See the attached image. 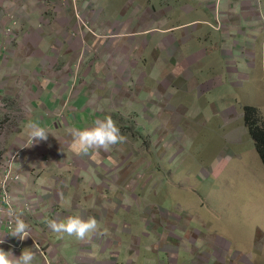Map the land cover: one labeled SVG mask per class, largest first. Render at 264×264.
Here are the masks:
<instances>
[{"label":"rangeland","instance_id":"obj_1","mask_svg":"<svg viewBox=\"0 0 264 264\" xmlns=\"http://www.w3.org/2000/svg\"><path fill=\"white\" fill-rule=\"evenodd\" d=\"M73 1L60 0V3L63 9H67V3ZM135 1L141 4L135 3L132 8L145 7L149 3V0H115L110 6L105 3L103 10L101 0H82L85 7H82V12L77 5L73 6L76 7L74 16L66 15L61 21L70 26L74 24L77 13L83 14L95 33L110 40L126 31V22L117 21L111 25L105 21L110 20L106 12L112 8L122 17ZM2 11L7 12V8L0 7V22L6 27V15ZM158 11L163 12L161 7ZM53 24L45 22L39 27L50 30ZM97 24H102L100 31L96 29ZM159 28L154 32H160ZM15 40L17 38L13 36L0 35V55L8 50L11 43L16 44ZM12 48V53L20 55L18 50L14 51L16 48ZM22 49L30 52L31 44L23 45ZM84 51L89 52L90 48ZM130 53L127 49L121 54L120 70L111 72L106 79L109 91H112L114 82L117 83L121 94L117 96L123 99L124 105L115 113L110 109L109 115L105 116H111L117 122L127 141L98 154L84 157L73 154L76 165H69L67 157L72 153L65 154L64 151L71 149V136L59 138L55 142L58 143L56 148L52 144L50 154L57 161L59 179L53 184V178L49 187L45 179L36 185L43 195L47 193L44 196L49 202L48 208L56 214L58 221L65 218V213L69 214L68 217H95L105 222L101 231L106 230V234L94 235L80 244L76 240L70 243L74 237L45 243L41 239L43 236L37 234L30 245L31 251L41 259L40 264H124L127 259H124L122 251L126 253L131 248L130 253H135L134 249L140 244L137 227L140 226L141 215L146 218L151 231L160 233L155 241L159 242L158 245H148L149 250L155 248L158 252L161 244L163 250L170 252V258H164L167 264H175L179 252L181 259L193 258L191 264H264V164L248 140L250 137H244L240 121L233 126L227 124L228 127H222L226 123L220 115L221 111L231 108L239 117L240 105L223 102L225 96L220 89L204 95L200 103L196 92L205 91L208 85L193 88L191 83L180 88L184 84H174L173 77L160 73L153 74L152 79L147 70L162 68L166 64L153 59L149 63L140 61L136 66L121 64L123 59L128 62ZM112 58L115 59L114 56ZM10 60L11 56H6L4 64ZM4 69L23 84L40 76L37 72L32 74L23 69L24 75L18 77V70L15 72L12 64L4 66ZM49 75L47 72L43 78L48 79ZM93 83L99 90V83ZM168 84L172 86L163 87ZM130 88L135 89L132 96H122L127 95ZM92 105L102 113L107 108H99L96 100ZM29 108L26 106L24 118L30 115L27 113ZM79 117H85L87 123L93 120L90 112ZM55 122L56 119L53 129L62 128V134L72 128L67 121L63 128L65 116L61 123ZM1 123L2 127L7 123L5 114L0 115V126ZM12 124L18 125L17 119ZM9 130L2 135V143ZM91 156L105 157L99 160V171L104 173V179L96 174L98 157ZM65 162L67 167H63ZM100 167H103L102 171ZM29 198L25 193V199L29 201ZM130 210L128 217L122 216ZM125 220L131 221V226L124 224ZM127 228L134 230L128 238ZM168 237L178 242L170 244L164 241ZM97 257H101L102 263L95 261Z\"/></svg>","mask_w":264,"mask_h":264},{"label":"crops","instance_id":"obj_2","mask_svg":"<svg viewBox=\"0 0 264 264\" xmlns=\"http://www.w3.org/2000/svg\"><path fill=\"white\" fill-rule=\"evenodd\" d=\"M112 1L115 0H101V8L104 10V4L109 3L110 6ZM132 3L133 5L123 13L122 17L114 9H108L106 16L110 20L105 21L111 25L116 24L117 21L126 22L124 27L126 31L106 40V36L98 32H96L97 35L82 32L76 25L75 19L74 24L70 26H66L65 22L61 21L66 15L74 16L76 7L73 6L77 5L82 12L84 7L82 0H75V4L74 1L69 2L67 9L62 8L63 4L60 0H0V7L7 8V12L2 11L6 15L7 26L3 27L0 22V35H4L7 28H12V36L17 38L16 44L11 43L8 50L1 52L3 54L0 55V65H2L0 68V115L5 114L8 121L11 115L16 114L18 122V128L10 129L9 134L4 138L5 151L13 154L25 148L28 140L27 125L30 122L38 123L50 133L46 141L27 147L28 150L23 159L15 166L16 171L22 174L24 183L13 187V192L18 196L22 194L21 192L28 193L29 200L33 204L29 208L18 206L16 203L8 206L3 205L0 199V208L14 209L17 215L29 223L32 235L22 245L20 251L16 249L20 246L21 240L10 235L7 244L0 247L5 251H12L16 256H20L25 249L31 251L30 245L37 234L43 236L41 239L45 243L71 239L67 235L61 237L48 227L47 222L58 221V217L48 208L49 202L47 203V197L44 196L47 193L43 195L42 190L36 188L42 179L46 180L47 187L53 182V178H55L53 184L59 179L60 172L56 174L57 161L51 158L50 154L52 144L56 148L58 143L55 142L59 138L66 137L68 131L62 134V128L61 130L53 129L52 125L57 113H63L65 116L63 128L66 127L67 121L68 125L71 124V129L85 130L90 128L95 120L106 119L105 115H109L110 109H113L112 113L119 111V108L124 105L123 99L117 96L121 95L118 92L119 87L114 82L112 91H109L107 89L109 81L106 79L111 72L120 70L119 57L127 49L131 52L129 60L127 62L123 59L121 63L128 64L126 66L132 64L136 66L140 61L149 63L151 59L162 60L166 64L162 68L153 67L147 70L152 79L153 74L160 73L173 77L174 84L179 86L184 84L180 88H186L191 83L194 85L193 88L208 85L205 91L197 90L196 92L200 103L204 95H210L216 89H220L221 94L225 96L223 102L233 106L239 104L241 111L239 117L231 108L220 112L226 123L222 127H228L227 124L233 126L240 121V129L244 132V137L247 138V135L250 137L248 140L258 154L251 130L254 127H264V0H186L185 2L149 0L147 6L136 8H132L134 4L141 3L136 1ZM159 7L163 12L159 13ZM12 8L14 11L11 12ZM173 13H176V16H172ZM53 18L55 20L50 21ZM14 19L16 22L12 23ZM55 21L57 23L53 24ZM45 22L53 24L50 30L39 27ZM95 24L96 22L94 26ZM97 26L96 29L100 31L102 24ZM156 28H159L160 32H154L158 30ZM40 40H47V42ZM8 41L10 42L9 39ZM29 44H31V55L27 49H22L23 45ZM12 47L16 48L14 51L18 50L20 55L12 53ZM86 48H90V51H84ZM8 55L11 56V60L8 64L7 62L4 64ZM9 64L13 65L15 72L18 70L20 75L18 77H21V74L24 75L23 69L32 74L37 72L40 76L37 80H31V83L23 84L19 78L16 81L11 74L4 71V66ZM47 72L50 75L48 79H45L43 76ZM31 78L34 77L31 75ZM95 81L99 83V90L93 83ZM171 86L172 84H168L163 87ZM100 87H104L105 90L102 91ZM134 90L130 88L128 94L122 96H132ZM110 95L111 98H109ZM95 100L98 101L99 108L107 107L104 113L93 107L92 103ZM215 103L218 104V102ZM26 106L30 107L27 112L30 115L24 118ZM89 112L93 119L91 123H87L85 117H79ZM22 120L24 123H21ZM64 152L72 153L67 157V161L69 165H76L74 151L69 149ZM91 157H98L96 174L104 179V173L99 171V160L105 157ZM258 157L261 160L259 154ZM63 167H67L66 162ZM100 170L102 171L103 167H100ZM36 211L39 213L37 214ZM131 211L122 216L128 217ZM136 211L139 213L138 210ZM68 215L65 213L64 219ZM3 218L5 217H0V226ZM145 219L140 215V226L137 227V233L140 235L139 248L134 249L135 253H130L131 248L126 253L122 251L124 259H127L123 263L167 264L164 258H170V252L163 250L161 244L157 248L158 252L155 248L150 250L148 248L151 244L158 245L159 242L155 243V241L160 233L157 230L151 231ZM98 221L101 225L105 224L104 221ZM124 224L131 226V221L125 220ZM133 231L127 228L126 237L132 235ZM75 240L78 244L81 243L75 237L70 240V243ZM166 240L170 244L178 242L176 239L169 240V237L164 241ZM179 254L175 264L192 263L193 258L181 259ZM95 261L102 263L101 257H97ZM40 263L41 259L35 257L34 264ZM168 264L171 263L168 262Z\"/></svg>","mask_w":264,"mask_h":264},{"label":"clouds","instance_id":"obj_3","mask_svg":"<svg viewBox=\"0 0 264 264\" xmlns=\"http://www.w3.org/2000/svg\"><path fill=\"white\" fill-rule=\"evenodd\" d=\"M28 140L24 147H31L41 141H46L49 132L39 126L36 122L27 125ZM68 134L72 137L71 149L78 156H87L91 153H99L101 150L110 151L114 146L125 143L127 136L121 132L117 122L111 117L97 119L93 126L85 130L68 129ZM0 217H7L13 223V229L9 233L23 241L32 237L29 223L16 214L11 207L0 208ZM48 227L52 232L63 237H75L79 241L91 239L94 235H104L101 231V223L95 217L84 219L79 215L69 216L64 220H49ZM5 241L0 237V244ZM35 253L29 249L23 250L20 256H16L12 251H5L0 248V264H34Z\"/></svg>","mask_w":264,"mask_h":264},{"label":"built area","instance_id":"obj_4","mask_svg":"<svg viewBox=\"0 0 264 264\" xmlns=\"http://www.w3.org/2000/svg\"><path fill=\"white\" fill-rule=\"evenodd\" d=\"M85 2L88 3V1ZM67 4H69V2ZM75 20L76 25L81 28L82 32L97 35L94 30H92L90 26L91 23L86 17L83 16V14L77 13L75 16ZM15 22V19L12 20V23ZM12 35V28H7L4 31V36L11 37ZM15 119H17L16 114L11 115L7 123L0 129V199L3 205L12 206L14 205V203H16L18 206L29 208L33 204V202L30 200L27 201L25 199V193L21 192L22 194L18 196L15 195L13 192V187L24 183V178L22 174L16 171L15 166L20 163V161L23 159L24 154L26 153L28 148H21L15 153L9 154L5 151L4 144L2 143V135H5L9 129L16 130L18 128L17 124H12ZM55 119L56 124L61 123V121L64 119L63 113H57ZM13 226L14 225L9 218H3L2 224L0 226V237H3L5 242L3 244H0V247L7 244L6 241L10 238L9 233L12 231ZM24 243L25 240L21 241L20 246L16 250L20 251Z\"/></svg>","mask_w":264,"mask_h":264},{"label":"trees","instance_id":"obj_5","mask_svg":"<svg viewBox=\"0 0 264 264\" xmlns=\"http://www.w3.org/2000/svg\"><path fill=\"white\" fill-rule=\"evenodd\" d=\"M251 134L255 141L257 152L264 164V127H254L251 130Z\"/></svg>","mask_w":264,"mask_h":264}]
</instances>
